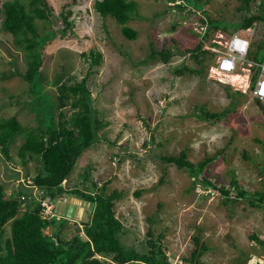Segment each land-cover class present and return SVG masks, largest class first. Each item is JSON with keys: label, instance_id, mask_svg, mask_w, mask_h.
Instances as JSON below:
<instances>
[{"label": "rangeland", "instance_id": "374dc122", "mask_svg": "<svg viewBox=\"0 0 264 264\" xmlns=\"http://www.w3.org/2000/svg\"><path fill=\"white\" fill-rule=\"evenodd\" d=\"M21 1L28 9V0ZM47 1L53 14L49 20L34 21L39 33L62 27L60 12L68 9L72 10L74 33L58 34L42 46L43 86L55 97L56 85L51 81L61 71L65 73L63 81L73 84L90 70L87 87L92 104L99 118L108 122L99 135L115 141L108 144L100 139L85 150L69 177L80 180L79 174L90 166L91 177L101 183L111 180L107 192L122 190L114 210L124 225L127 246L145 251L151 227L155 236L163 233L162 247L172 264L189 256L195 236L207 245L201 264L262 261L263 248L249 236L254 233L264 240L263 208L252 207L250 197L226 203L223 195L205 187L201 179L193 184L187 171L159 159V155H177L184 149L194 163L211 158L202 175L215 185L228 187L235 177L248 193L264 191V102L257 103L251 95L249 71L239 70L236 74L244 82L236 83L216 72L215 57L205 60L207 67L201 74L181 76L173 71L182 62L200 68L187 53L175 54L165 64L158 59L142 61L150 52V43L158 50L172 45L181 50L194 47L207 27L200 18L207 19V15L219 27L210 29L211 38L231 34L232 23L247 14L238 10L240 2L211 0L200 10L189 5L180 9L176 6L179 1L133 0L136 11L126 24L137 30V37L129 40L114 18H102L94 10L93 0ZM257 4H251V13L258 12ZM2 18L0 15V22ZM253 32L248 58L261 63L264 23L254 26ZM208 42L204 41L203 47ZM91 50L101 53L100 63L93 67L91 59L82 54ZM27 60L26 50L0 27V117L14 115L23 126H36V112L26 104L31 100L26 95L28 84L17 74L25 71ZM251 69L256 77L257 68ZM199 108L226 113L209 122L198 117ZM64 110L70 112L68 106ZM22 140L23 134L18 135L11 145V162L0 154V182L8 193L20 188L18 182L26 173L31 178L35 174L36 161L21 165L15 152ZM138 190L141 194L136 196ZM85 207L89 205L85 203ZM67 223L69 228L79 227L73 219Z\"/></svg>", "mask_w": 264, "mask_h": 264}, {"label": "trees", "instance_id": "16d2710c", "mask_svg": "<svg viewBox=\"0 0 264 264\" xmlns=\"http://www.w3.org/2000/svg\"><path fill=\"white\" fill-rule=\"evenodd\" d=\"M180 9L186 5L194 9L208 4L211 0H168ZM240 2L238 10H245L247 14L238 22L232 23L235 30L245 29L264 23V0H237ZM257 3V13L249 10L251 4ZM28 9L21 0H5L0 4V15L3 18L0 27L3 31L14 37L16 45L26 50V69L17 72L28 84L26 95L31 100L26 102L31 111L36 112V126H23L16 116L0 117V154L11 162V145L18 135L23 134V140L15 148L20 158L21 165H26L35 160L37 165L35 174L31 178V186L37 191L33 194L22 186L7 192L0 182V264H172L166 255L162 245L163 233L157 236L153 234V228L148 229L145 243V251H139L133 246H127L123 242L125 233L122 221L116 216L114 205L123 194L122 190L112 189L107 192V186L111 180L99 182L90 176L91 167L87 166L79 174L80 180L73 181L69 175L76 164L78 157L96 144L100 139L108 144L115 141L100 137L99 131L105 128L108 122L99 118L97 109L93 106L92 97L87 87V79L90 70L79 82L68 84L63 81L64 71H61L51 83L56 85L57 94L52 96L43 86L44 76L41 67V48L45 42L56 35L65 36L74 33V21L71 19L72 10L61 11L63 26L47 30L40 34L34 24L36 19L49 20L53 14V8L47 0H28ZM94 10L102 17H112L118 24L125 38L132 40L137 37V30L126 23L133 18L136 11V2L133 0H93ZM204 12V11H203ZM206 13V11L204 12ZM208 20V21H207ZM202 25H207L202 33V40L192 48L181 50L175 46L163 47L158 50L150 43V52L142 60H160L169 63L175 54H189L200 68H193L184 62L174 69L177 76L201 74L207 67L205 60L214 57L209 50L203 47V42L211 39L210 29H219L215 19L207 15V19L200 18ZM83 56L91 59L90 67L100 63L101 53L91 50ZM141 61V62H142ZM255 74H253L254 76ZM252 76V80L255 77ZM49 82V81H47ZM46 83V82H45ZM46 90V91H45ZM68 106L67 114L64 108ZM197 113L201 120L215 122L225 116L226 111L211 112L199 108ZM153 141V138H152ZM159 159L169 165L173 164L178 169H183L193 178V184L202 180L205 187H209L229 199H247L252 207L264 209V191L248 193L244 190L235 177L230 180L229 186H217L203 174L204 168L211 161L205 158L197 163L187 159L184 149L177 155H159ZM27 169V168H26ZM15 174L17 170L12 168ZM165 170L159 182L164 181ZM30 175L25 174V178ZM100 183V184H99ZM20 184V183H19ZM141 190L135 192L136 196ZM37 200L33 196H38ZM71 195L89 203L85 208L86 218L80 221L74 220L79 227H68L70 218L59 215H44V209L40 202L50 197L49 204ZM32 198V199H28ZM48 216V217H44ZM83 217V216H82ZM151 220V218H148ZM47 227H51L49 234L44 233ZM8 228V235L7 233ZM68 232L71 235L68 237ZM263 248L264 264V240L256 234L249 236ZM194 248L184 262L176 264H201L200 257L207 250V245L199 239L193 238ZM239 264H246L241 262Z\"/></svg>", "mask_w": 264, "mask_h": 264}, {"label": "built area", "instance_id": "2783aa9c", "mask_svg": "<svg viewBox=\"0 0 264 264\" xmlns=\"http://www.w3.org/2000/svg\"><path fill=\"white\" fill-rule=\"evenodd\" d=\"M203 28V27H202ZM253 27L235 30L229 35H220V37H213L204 47L209 50L215 57L214 68L220 75H232L238 71H249L248 85L251 88V95L258 102H264V62L252 61L248 58V52L251 47ZM204 32V31H203ZM240 45H244L241 50ZM256 67L258 72L256 77L252 80L251 71ZM25 185L31 186V180H25ZM42 204L45 205V202ZM53 208L46 205L44 215H52Z\"/></svg>", "mask_w": 264, "mask_h": 264}, {"label": "water", "instance_id": "95a60500", "mask_svg": "<svg viewBox=\"0 0 264 264\" xmlns=\"http://www.w3.org/2000/svg\"><path fill=\"white\" fill-rule=\"evenodd\" d=\"M85 203L86 202L82 200L76 199L74 196L68 195L64 199L56 201L54 211L58 215L79 221L81 220L83 212L86 208ZM87 204L89 205V203Z\"/></svg>", "mask_w": 264, "mask_h": 264}, {"label": "clouds", "instance_id": "9594fccd", "mask_svg": "<svg viewBox=\"0 0 264 264\" xmlns=\"http://www.w3.org/2000/svg\"><path fill=\"white\" fill-rule=\"evenodd\" d=\"M240 47H241V50H243V47H244V45H240ZM253 97V96H252ZM257 101V100H256ZM258 102V101H257ZM259 103V102H258ZM27 179H30V177H27V178H25V177H23L22 179H20V181L18 182V184H19V186L21 187H23L24 189H29V192L31 191L33 194H37V191H36V189L34 188V187H28V186H26L25 185V180H27ZM31 180V179H30ZM41 195H38V196H33V197H35L37 200L39 199V197H40ZM50 198V197H49ZM49 198H46L45 200H42L41 202H40V204H41V206L43 207L42 209H44L45 207H46V205H50V206H52V208H53V212H52V215L51 216H53V215H58L57 213H55V211H54V206H55V204H49L48 203V201H49ZM29 200L30 199H32V198H28ZM64 199V198H63ZM77 199V198H76ZM79 200V199H78ZM43 202H45V205L44 204H42ZM61 216V215H60ZM44 217H48V216H44ZM48 228V227H47ZM46 228V229H47ZM50 228V227H49ZM50 231H51V229H50ZM50 231L49 232H47L46 234H49L50 233ZM44 233H45V231H44ZM258 263H263V259H262V261H259V262H256L255 264H258Z\"/></svg>", "mask_w": 264, "mask_h": 264}, {"label": "bare ground", "instance_id": "6f19581e", "mask_svg": "<svg viewBox=\"0 0 264 264\" xmlns=\"http://www.w3.org/2000/svg\"><path fill=\"white\" fill-rule=\"evenodd\" d=\"M195 30V29H194ZM216 74V73H215ZM226 76V75H225ZM233 82L236 83H243L244 82V78L240 77L237 74H232L231 76H228Z\"/></svg>", "mask_w": 264, "mask_h": 264}, {"label": "crops", "instance_id": "0c3cea01", "mask_svg": "<svg viewBox=\"0 0 264 264\" xmlns=\"http://www.w3.org/2000/svg\"><path fill=\"white\" fill-rule=\"evenodd\" d=\"M257 102V101H256ZM258 103V102H257Z\"/></svg>", "mask_w": 264, "mask_h": 264}]
</instances>
